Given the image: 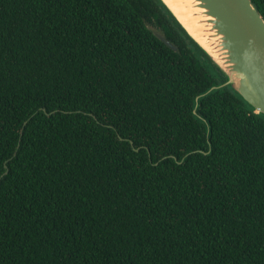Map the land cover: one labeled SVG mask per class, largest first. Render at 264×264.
Here are the masks:
<instances>
[{
  "label": "trees",
  "instance_id": "16d2710c",
  "mask_svg": "<svg viewBox=\"0 0 264 264\" xmlns=\"http://www.w3.org/2000/svg\"><path fill=\"white\" fill-rule=\"evenodd\" d=\"M224 81L160 0H0V264H264V115L193 112Z\"/></svg>",
  "mask_w": 264,
  "mask_h": 264
},
{
  "label": "water",
  "instance_id": "95a60500",
  "mask_svg": "<svg viewBox=\"0 0 264 264\" xmlns=\"http://www.w3.org/2000/svg\"><path fill=\"white\" fill-rule=\"evenodd\" d=\"M171 12L187 35L208 57L214 70L224 82L200 93L195 99L194 114L210 124L198 112L200 99L216 89L231 86L257 113L264 115V16L252 0H191L193 7L201 10L188 16L202 18L195 27H207L209 36L199 39L167 0H160ZM196 14V15H195ZM174 50L178 47L165 36L159 35ZM212 44V48L207 46ZM207 153L204 150H200ZM210 152V151H209ZM175 160H178L175 157ZM185 159V158H184ZM183 161V160H182ZM180 161V162H182Z\"/></svg>",
  "mask_w": 264,
  "mask_h": 264
},
{
  "label": "bare ground",
  "instance_id": "6f19581e",
  "mask_svg": "<svg viewBox=\"0 0 264 264\" xmlns=\"http://www.w3.org/2000/svg\"><path fill=\"white\" fill-rule=\"evenodd\" d=\"M168 3H170L174 9L177 11L179 16L182 18V20L186 23H188L189 28L194 32V34L197 35L198 32H200L199 39L203 41V38L206 36H209L211 33L208 31L207 27H195L196 21L200 20L202 17L199 15H196L192 18H188V16L193 15L195 12H198L202 15L201 10L198 8L193 7V1L191 0H167ZM203 16V15H202ZM207 46L209 48H212L211 43H207Z\"/></svg>",
  "mask_w": 264,
  "mask_h": 264
}]
</instances>
